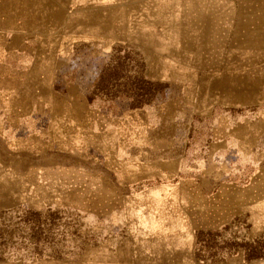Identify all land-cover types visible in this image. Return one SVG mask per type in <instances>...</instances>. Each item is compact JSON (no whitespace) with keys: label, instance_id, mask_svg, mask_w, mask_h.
Masks as SVG:
<instances>
[{"label":"rangeland","instance_id":"obj_1","mask_svg":"<svg viewBox=\"0 0 264 264\" xmlns=\"http://www.w3.org/2000/svg\"><path fill=\"white\" fill-rule=\"evenodd\" d=\"M68 1L56 56L31 40L0 56V264L132 256L141 228L162 226L189 227L177 241H191L198 262L249 261L264 218L241 209L264 198V123L229 155L216 150L200 178L189 166L213 123L187 121L185 74L168 72L185 63L193 3L217 0H144L143 16L138 0Z\"/></svg>","mask_w":264,"mask_h":264},{"label":"crops","instance_id":"obj_2","mask_svg":"<svg viewBox=\"0 0 264 264\" xmlns=\"http://www.w3.org/2000/svg\"><path fill=\"white\" fill-rule=\"evenodd\" d=\"M137 3L136 9L142 10L143 16L144 0ZM70 6L68 0H0V56H14L30 40L51 42L48 57L56 56L57 42L65 39L64 11ZM192 6L186 14V26L191 32L184 38L185 63L179 66L174 63L168 72L185 74L184 84H178L184 91L187 121L202 116L213 123L212 142L206 141L207 148L198 152L199 156L192 155L189 166L200 178L208 179L209 157L215 155L216 150L229 155V143H237L243 132L255 133L257 124L264 123V0L200 1ZM42 55L39 50L34 54L39 58ZM177 56L175 53L169 57L177 59ZM242 110H253V117L242 120ZM242 122L247 124L241 125ZM256 139L254 134L250 146L257 145ZM218 159L213 158V161ZM222 161L229 164L225 168H235L228 158ZM169 162L175 173L176 158H170ZM229 186H232V195L236 194L234 181ZM231 196L230 204L236 201ZM241 210L254 218H264V198ZM178 217L185 219L183 214ZM141 230L144 233L142 243L132 256L122 250L110 257H89V264H222L196 261L191 241H177V235L190 233L187 226H162L160 231L156 227H142ZM225 264H264V258L245 262L237 258Z\"/></svg>","mask_w":264,"mask_h":264},{"label":"trees","instance_id":"obj_3","mask_svg":"<svg viewBox=\"0 0 264 264\" xmlns=\"http://www.w3.org/2000/svg\"><path fill=\"white\" fill-rule=\"evenodd\" d=\"M264 257V246L259 251H254L250 255H248L247 260H256Z\"/></svg>","mask_w":264,"mask_h":264}]
</instances>
